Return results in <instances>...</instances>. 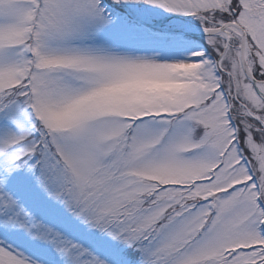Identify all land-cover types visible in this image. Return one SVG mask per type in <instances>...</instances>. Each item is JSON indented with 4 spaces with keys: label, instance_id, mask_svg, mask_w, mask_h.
<instances>
[{
    "label": "snow or ice",
    "instance_id": "obj_1",
    "mask_svg": "<svg viewBox=\"0 0 264 264\" xmlns=\"http://www.w3.org/2000/svg\"><path fill=\"white\" fill-rule=\"evenodd\" d=\"M0 264H264V0H0Z\"/></svg>",
    "mask_w": 264,
    "mask_h": 264
}]
</instances>
